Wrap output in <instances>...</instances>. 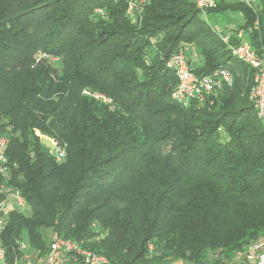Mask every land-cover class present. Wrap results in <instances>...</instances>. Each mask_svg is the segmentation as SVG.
<instances>
[{"label": "trees", "instance_id": "trees-1", "mask_svg": "<svg viewBox=\"0 0 264 264\" xmlns=\"http://www.w3.org/2000/svg\"><path fill=\"white\" fill-rule=\"evenodd\" d=\"M225 12L244 16L260 51L264 0L220 1L205 14ZM181 51L196 76L229 69L233 85L174 101L167 62ZM253 85L194 0H0V185L28 208L8 216L7 264L43 258L50 233L108 264H241L264 239ZM36 131L66 147L62 162Z\"/></svg>", "mask_w": 264, "mask_h": 264}, {"label": "built area", "instance_id": "built-area-1", "mask_svg": "<svg viewBox=\"0 0 264 264\" xmlns=\"http://www.w3.org/2000/svg\"><path fill=\"white\" fill-rule=\"evenodd\" d=\"M194 1L198 10L204 16H206L207 11L217 6L216 0ZM238 1L252 6V0ZM257 25L258 23H256V27ZM213 29L221 36L222 42L232 49L234 57L251 69L254 85L249 92V97L264 124V45L260 51H257L250 41L244 40V32H239L236 37L241 39V42L234 46L232 44L234 36L231 32L223 31L219 27H213ZM167 66L174 71L178 78V84L172 98L185 106L192 102H202L208 95L216 91L218 83L220 84L221 81L228 86H232L235 81V76L229 69H222L216 72L213 77L196 76L190 68L187 56L183 51L172 56L168 60ZM97 97L105 102H111L103 96ZM7 145L8 139L0 135V174L3 176L7 175L8 170L5 153ZM50 153L56 157L58 162H62L66 157V147L54 141ZM0 188L4 194V198L0 200V264H7L1 236L7 226L8 216L15 208L20 211H27L28 208L25 198L18 189L4 184L0 185ZM21 248L26 249L27 245L22 243ZM239 260V262L242 261L241 264H264V239L252 242ZM19 264H108V260L105 256H99L91 251L84 250L77 243L53 234L48 252L43 258L34 262L26 261Z\"/></svg>", "mask_w": 264, "mask_h": 264}, {"label": "rangeland", "instance_id": "rangeland-1", "mask_svg": "<svg viewBox=\"0 0 264 264\" xmlns=\"http://www.w3.org/2000/svg\"><path fill=\"white\" fill-rule=\"evenodd\" d=\"M143 2V1H142ZM241 13H237V12H226V13H211L207 19H205L208 24L212 27H219L220 29H222L223 31H226L227 28H229V26L234 25V27H238L240 26V22H244V18L242 19L243 16H241ZM229 16H232L233 19L229 20ZM240 19H242L240 21ZM244 32V31H242ZM245 33V32H244ZM243 33V35H244ZM41 56V55H38ZM42 57V56H41ZM58 66V64H55V66ZM36 134L40 137L44 147L48 150L51 151L53 144H54V140L44 134H41L39 131H36ZM52 239V235H50V240ZM24 241L27 243L28 238L27 235H25L24 237ZM180 264V263H177Z\"/></svg>", "mask_w": 264, "mask_h": 264}, {"label": "crops", "instance_id": "crops-1", "mask_svg": "<svg viewBox=\"0 0 264 264\" xmlns=\"http://www.w3.org/2000/svg\"><path fill=\"white\" fill-rule=\"evenodd\" d=\"M220 1H227V2H232V1H238V0H216V2H220ZM253 2H254V0H252ZM226 13V12H225ZM211 13H209V14H206V16H204V18L205 19H207V17L210 15ZM241 16H243V15H241ZM244 18V16L242 17V19ZM231 19H233V17L232 16H229V20H231ZM242 19H240V21L242 20ZM244 22H245V20H244ZM244 22H240V26H238V27H234V25H231V26H229V28H227V30L226 31H229V32H231L232 33V35L233 36H236L237 35V33H239V32H242V31H244L243 29H242V25H244ZM243 37H244V40H247V38H248V34H244L243 35ZM14 210H17L16 208L14 209ZM51 235H52V233H50Z\"/></svg>", "mask_w": 264, "mask_h": 264}]
</instances>
